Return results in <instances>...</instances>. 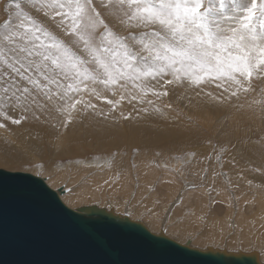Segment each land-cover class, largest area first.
I'll return each instance as SVG.
<instances>
[{"label":"snow or ice","instance_id":"1","mask_svg":"<svg viewBox=\"0 0 264 264\" xmlns=\"http://www.w3.org/2000/svg\"><path fill=\"white\" fill-rule=\"evenodd\" d=\"M32 9L47 19L33 16ZM98 9L115 23L106 22ZM5 10L0 128L8 120L19 124L9 110L36 103L40 93L52 101L51 86L55 107L71 117L77 105L95 109L84 92L100 100L102 92L115 96L113 86L123 89L129 82L142 92L153 82L190 88L216 83L230 85L231 96H237L249 91L254 74L264 73V0H9ZM57 17V25L49 23ZM122 100L123 95L106 103ZM0 190L5 199L2 176ZM12 192L15 196L18 189Z\"/></svg>","mask_w":264,"mask_h":264},{"label":"rangeland","instance_id":"2","mask_svg":"<svg viewBox=\"0 0 264 264\" xmlns=\"http://www.w3.org/2000/svg\"><path fill=\"white\" fill-rule=\"evenodd\" d=\"M8 2L9 0H0V24H2L6 19H9L8 12L5 10L6 7L8 6ZM28 10L29 8L25 7V11H28ZM98 10L102 12V18H104L106 22L110 24L115 23V21L112 20V18L106 12H104L102 9H98ZM31 14L39 19H47L43 17L42 12H37L35 9H32ZM12 19H14V16L12 17ZM49 23L52 24L53 26L57 25L59 23V17H57L55 21L49 19ZM117 31H120V30L117 29ZM60 34L63 35V32L60 31ZM120 34L127 36L128 32L120 31ZM65 39H68V37H65ZM166 78H170V77H166ZM254 82H255V79L253 78L251 82L252 85H254ZM206 85L209 87L212 86L213 88H215L214 86H216V83H210V84L206 83ZM164 86H165V89L168 95L169 90L170 92L172 91V89H169L168 87L169 86L175 87V84L164 85ZM256 86H257L256 92H259V93L262 92L261 85L256 84ZM114 87L118 88L116 89L117 91L119 90L118 91L119 93H122L129 99H132L133 102L130 100V102L132 103L138 102L137 96H135V99L133 100L132 98L134 96L133 94H138V95H141V97L145 98L147 97V94L150 92L148 89L146 90V92H142L138 88H133L131 82H129L127 87L123 89L120 88L119 85H116ZM225 87H229V89L231 90L226 92L224 91ZM216 88L220 90V93H221L220 95H215L218 102L221 103V96L232 98V103L227 107H223L221 104L217 103L219 104V107L222 106V108L220 107L221 111L219 110L217 111L214 108V109H211L209 112L207 111L206 113L205 110H200L198 108L196 109V107L194 106H189L190 103L188 102L185 103V101H182V99L177 97L176 93L174 95L171 93L169 96H166V97L164 96L165 100L168 101V103L166 101V107H168L169 109L172 108V111L174 110L173 111L174 113H182L185 118L188 116L186 120L187 122L191 124V126L192 125L195 127L201 126L200 128L201 129L203 128L202 130H204L201 132V133L204 132V137H207L205 134L209 135L210 139H209L208 145L210 146L211 151L207 155L206 160H205L206 162L204 164H201V163L196 164V161L198 158H195V157H198V156L195 154H200L205 149L206 144H199L197 145L195 149L191 146H186L181 149L185 153L183 154L182 153H179V154L168 153L169 155H167V153H165L164 155V153L162 154V152L157 151V150H154L153 152H143L140 148L134 146V147H131L129 151H127L126 149L125 153H123L122 155V158H124L127 165H122L121 167L116 166L118 168H114V165L119 160L118 155L120 154L115 149L112 151V153L107 152L103 154H95V155L91 154V155H85V157L83 156V157L76 158L77 159L76 162H78V160H92L94 158L95 159L103 158V159H108L111 161L109 162V167H105V166L103 167V165H100L98 166V168H96L97 164L95 163H93V165L76 163L75 165V163H73L74 161L72 162L74 158L62 159V157L58 156V153H57L58 148H56L55 150V148L53 147L51 148L50 146H48V149L47 147L44 148V150L46 149V152H45L46 154H44L43 152L40 153L42 157H40L41 155L39 156L36 155V154H39V152L37 151L38 153L35 152L36 154L34 153L35 155H32L30 159L31 161H26L23 159L14 164L1 165L0 169L6 170L9 172H24V173L32 174L34 176H39L40 178H43L45 182L48 184V186L51 187L53 190H62V192L66 189H71L72 184L71 185L69 184L70 182L69 180H71L72 178L74 179L76 178V182L74 183V185L76 186V193H77V188H82V190H84V193H82L81 195L79 196L76 195L71 198V200H74L76 198V203H73L68 198L67 200L66 198L63 197L65 195V191L60 196L62 201L71 209L75 210L76 208L80 206V204L82 206L83 205L84 206L85 205H96L101 208H104V206L106 205L105 209L107 210L110 209L114 211L116 214L121 215V216H123V212H125L124 216L130 217V219L132 220L142 221L148 226V228L152 232L157 233V234L164 232L170 238L182 244L189 243L190 246L194 248L202 249V250H205L208 248L221 250L222 247H225L222 250L227 251L226 249L227 244H228L227 248H232L230 243L232 242V244H234L236 242V245L239 246L238 247L239 249L235 250L234 253H238V252L250 253V251L251 250L253 251L255 247L250 246L247 248H243L242 245L245 243L246 240L241 242V240H239L238 238H236L237 241H234L236 239L232 238L237 233V230H236V227L233 221L236 220L235 218H237V215L239 214L247 215L250 217L255 212L261 210L258 207V204H259V201L261 202L262 201L261 199L264 197V194H263L264 193V178L263 177L256 178L257 176H254L253 171L249 172L244 167L243 168H244L245 173H241L240 176H238L235 171V166L232 168H229L224 164V159H225L224 156L229 155L231 158H235L237 160H239L240 156L236 153H234L235 155L234 156L233 151L232 153L226 152L227 150H229V148L228 147L223 148V146H219V144H217L216 140L214 139L213 135L214 134L221 135V132L223 131L222 129H225V128L231 129V127H233L232 121L234 122V130H233L234 136L231 140H233L236 136V131H235L236 128H238L240 134L242 133V129L244 131L249 132L247 129L249 127H243V128L240 127L238 125V118L234 116L235 115L234 111L239 107L242 108V106H239V104L242 101H245L247 97L246 95H241L240 92L237 93V96H231L230 94L231 91L235 89L228 84H225L224 87L216 86ZM125 89H131L132 93L130 94ZM195 92L202 93L203 88H200V87L195 88ZM141 97L140 99H142ZM152 97L153 95L151 94V99L152 100L156 99L157 102L159 100L160 101L162 100V98L159 99L158 97H155V96L153 98ZM76 99H80V95H76ZM143 103L145 104V102ZM143 103H142V107L144 106ZM169 103H172V104L169 105ZM210 104L212 103L210 102ZM187 105L189 106V108ZM251 107H255L256 109H259L258 112L263 114L262 115V118H263L264 116L263 100L261 104L252 103ZM191 108L192 109L195 108L194 109L195 111L192 110ZM77 110H80V109H78L77 107ZM128 110L129 109H127L126 112H128ZM213 110L214 112H211ZM196 112L197 114H195ZM75 113H76V110L73 113V115ZM248 113H249V110H248ZM73 115L71 117H73ZM206 115L207 117H204ZM217 115L219 116V118ZM249 115L251 116V114ZM68 117L69 116H66V119L69 120L67 125H69L70 121L73 119L70 117L68 119ZM230 118H232V120ZM262 123L264 122L261 121L260 125L264 126ZM220 124L222 125L220 126ZM14 125H8L5 128H1L2 130H0V133H1L0 137H3L4 139L6 137L4 135L7 134L8 136H10L14 130H17L18 128H22L24 126V125L20 126L21 122L19 124H14ZM213 126H216V127H213ZM8 149H10L9 146H8ZM139 152H142L145 155H151V157L147 159L148 161L147 160L145 161L146 166L148 164L147 169H145V171L148 172L147 174L148 176L146 177L147 178L149 177L148 178L149 180L146 179L148 182L145 180L146 185L144 184L145 182L143 184L141 183L140 177H143L144 175H142L141 171H138L137 169L139 166L138 161H140V159L136 160L135 157L138 154H140ZM188 153H190V155ZM29 154H33V153H27L26 157L29 156ZM36 156L39 158L37 159ZM55 156H58V158ZM125 156L127 157L125 158ZM165 156H167L168 159ZM46 159L51 160L52 167L54 166V164H56L57 167L59 165L60 167L58 168L60 170H57V171L49 170L48 168L50 166L48 167V165H46L44 161ZM72 163L75 165L73 169H72ZM177 163H178V166H177ZM81 167H83V169H81ZM110 169H113V170L111 171ZM78 170L80 172H78ZM108 170H110L111 172ZM47 171L49 172L51 171V172L47 173ZM55 171L61 174L62 172L65 171L66 175L64 178H59L56 181L57 186H52L50 184V179L54 181L53 177H55V175L57 174L55 173ZM125 172L127 174V177H129L126 182L124 181V178H123V174ZM147 172H144V174H146ZM106 173H109V176ZM51 174H54V176ZM165 177L166 179H164ZM212 177L214 180L212 179ZM237 179H240L239 181L243 183L242 188H239L238 185H236ZM163 181H166V182L164 183ZM117 182H125L127 186L124 189H122L121 187L120 188L121 190L119 189L118 191H112L113 192L112 193L111 190L117 184ZM161 183H163V186L160 187L159 185ZM140 188L143 190L142 191L143 193L141 192ZM177 190H179V192ZM84 200H88V201L84 202ZM106 200L107 201L109 200V201L107 202ZM147 200H149V202ZM146 201L148 203H146ZM250 201L254 202L252 206H250ZM80 202H83V203H80ZM106 203H108V205ZM122 204L124 207L122 206ZM119 209L121 210L119 211ZM235 209H236V213H235ZM262 211L264 212V210ZM253 219L249 218L248 222H252ZM261 219H264V214L261 216ZM152 221L155 222L157 226H152V224L150 223ZM223 224H225L227 228ZM253 225H255L254 221L250 225H247L248 230L252 229ZM242 228H244V232L247 231V229L245 228V225H239L238 229H242ZM248 235H252L250 234V231ZM260 239L264 240V229L261 233ZM219 246L220 248H218ZM259 247H260L259 249L261 250L264 249V246L263 248L262 246H259ZM260 253L264 254V250H262Z\"/></svg>","mask_w":264,"mask_h":264},{"label":"bare ground","instance_id":"3","mask_svg":"<svg viewBox=\"0 0 264 264\" xmlns=\"http://www.w3.org/2000/svg\"><path fill=\"white\" fill-rule=\"evenodd\" d=\"M253 78L255 79V82H254V85H252V87L249 89V91H247V92H244L243 90L240 91L241 95H246V97H247L245 101H242L239 104V106H242V108L239 107L234 111V114H235L234 116L236 118H238V125L242 128L243 127H249V128H247L249 132L244 131L241 128L242 133L240 134L238 128H236V130H235L236 136L233 140H231L234 136V131H233L234 130V122L232 121L233 127H231V129H227V128L222 129L223 131L222 132L220 131L221 135L220 134L219 135L214 134L213 136H214V139L216 140L217 144H219V146H223V148L224 147L229 148V150H227L226 152L232 153V151H233V155H234V153H236L240 156L239 160H237L235 158H231L229 155L224 156L225 157L224 164L227 167L232 168L235 166V171H236V174L238 176H240L241 173H245V171H244V168H245L249 172L253 171L254 176H257L256 178H258V177L264 178V126L260 125L261 121L264 122V120H263L264 116L262 118L263 114L258 112L259 109H256L255 107H251L252 103H260L261 104L262 100L264 103V74L263 73L254 74ZM162 84H163V82H162ZM208 84H210V83H208ZM256 84L261 85L262 92H260V93L256 92V89H257ZM51 87H52L51 94L53 96L52 101H48L47 98L43 95V93H40L39 95L36 96V103L26 104L23 107L17 106L15 111L9 110V115L11 116V118L12 119H19L21 121L20 126H22V125H24V126L22 128H18L17 130H14L10 136H8L7 134L4 135V136H6L4 139H3V137H0V166L1 165L14 164V163H17L23 159L26 161H31L30 159H31L32 155H35L36 154L35 152H37V151L39 152V154H36L37 156L41 155L40 154L41 152L46 154L45 153L46 149L44 150V148L47 147V149H48V146H50L51 148L52 147L55 148V150H56V148H58L57 149L58 156L62 157V159L74 158L72 160V162L74 161L73 163H75V165H76V163L92 164V165H93V163H95V164H97L96 168H98V166H100V165H103V167L104 166L109 167V162H111V161L108 159H103V158H98V159L94 158L92 160H78V162H76V160H77L76 158L83 157V156L85 157V155H91V154L95 155V154H103V153H107V152L112 153V151L115 149L120 154V155H118L119 160L114 165V168H118V167H121L122 165H127L124 158H122V155H123V153H125L126 149H127V151H129L130 148L134 147V146L140 148L143 152H153L154 150H157V151L162 152V154L164 153V155H165V153H167V155H169L168 153H175V154L185 153L181 149L186 147V146H191L195 149L197 147V145H199V144H206L205 149L200 154L193 153V154L198 156V157H195V158H198L196 161V164L197 163L204 164L206 162L205 160H206L207 155L211 151V148L208 145L209 139H210L209 135L205 134L207 137H204V132L201 133L202 131H204V130H202L203 128L202 129L200 128L201 126L200 127L197 126L199 128H197L193 125L191 126V124L189 122H187V120H186V118L188 116L185 118L182 113H174L173 112L174 110L172 111V108L169 109L168 107H166V101L167 100H165V97L169 96L171 93L173 95L176 93L177 97L182 99V101H185V103H187V102L190 103L189 106H194V107H196V109L198 108L200 110H205L206 113H207V111L209 112L211 109H214V108L217 111L218 110L221 111L222 106L227 107L232 103V98L223 97V96H221V103L218 102L215 95H220L221 94L220 90H218L216 88V86H214L215 88H213L212 86L209 87L206 85V83H205V85L202 84L200 86V88H203L202 93L195 92V88H190L186 84L184 86L177 85V84H175V87L169 86L168 88L172 89V91L170 92V90H169L168 95L159 96L158 97L159 99L162 98L161 101L159 100L160 103H159V101L157 102L156 99L155 100L151 99L152 91L164 92V91H166V89H165V86L162 88L161 85L155 84V82H153V84H151V85H148L147 89L150 92L147 94V97L143 98V97H141V95L133 94L134 96H137V100H138L137 103H132L133 102L132 99H129L124 94L119 93L118 92L119 90L117 91L118 88L116 87L117 88L116 89L113 86L116 95L113 96L111 92H102L101 93L102 98L100 100L95 99L94 95H91L88 92L82 93L84 96L83 99L85 101L90 100L91 103L93 105H95V109L90 108V109L85 110L82 105H78L77 107L80 110H76V113L73 115V117H70L73 119L70 121L69 125H67L69 120L66 119V116H68V115H67V113L62 114L55 107V105L58 103V101L56 100V89H55V86H51ZM125 90L127 92H129L130 94L132 93L131 89H125ZM229 90H231V89H229ZM45 91H47V89H45ZM121 95L124 96V100H122L120 104L112 106V105H109L106 103V99L118 100V99H120ZM73 96H74V99H76V94H73ZM140 97L142 99H140ZM177 97H176V99H177ZM130 100L132 102H130ZM143 102H145V104ZM210 102L212 104H210ZM142 103L144 104L143 107H142ZM167 103H168V101H167ZM217 103L222 105V106H220L221 108L219 107V104H217ZM170 104H172V103H169V105ZM213 105H215V106H213ZM189 106H188V108H189ZM243 106H245V107H243ZM24 107H27L28 110L24 111ZM127 109H129L128 112H126ZM194 109H192V110H194ZM248 110H249V113H248ZM179 111H181V110H179ZM211 112H214V110ZM210 113H209V115H210ZM195 114H197V112ZM249 114H251V116ZM200 115H201V113H200ZM37 117H39V118L37 119ZM125 117H127V119H125ZM204 117H207V115ZM218 118H219V116H218ZM68 119H69V117H68ZM230 119L232 120V118H230ZM253 121H254V123H253ZM218 122H219V120H218ZM4 123L6 124V126L14 125L11 122V120L4 121ZM222 124H220V126ZM262 124L264 125V123H262ZM196 125H198V124H196ZM213 127H216V126H213ZM0 130H2V129L0 128ZM0 136H1V133H0ZM216 136H218V137H216ZM8 146L10 147V149H8ZM214 148H215V146H214ZM27 153H33V154H29L30 157L29 156L26 157ZM53 153H55V152H53ZM139 153L140 154H138L135 158H136V160L140 159V161H138L139 166L137 169H138V171H141L142 175L145 176V177L144 176L140 177L141 183L143 184L145 182V180L149 178V177L148 178L146 177V176H148L147 175L148 172L145 171V169H147L148 164L146 166L145 161L148 158H150L151 155H145L142 152H139ZM188 154L190 155V153H188ZM37 156H36V158L38 159L39 157H37ZM58 156H55V157L58 158ZM40 157H42V155ZM126 157L127 156H125V158ZM165 157H167V156H165ZM36 158H35V160H36ZM167 159H168V157H167ZM32 160H33V158H32ZM44 161H45V164L48 165V167L50 166L48 168L49 170H56V171L60 170L58 168V167H60L59 165L57 167V165L54 164V166L52 167L51 160L46 159ZM73 163H72V169L75 167V165ZM233 163H234V165H233ZM160 165H161V163H160ZM110 166H112V165H110ZM116 166H118V167H116ZM177 166H178V163H177ZM191 166H193V165H191ZM55 167H56V169H55ZM131 168H132V166H131ZM81 169H83V167H81ZM113 169H110V170L112 171ZM110 170H108V171H110ZM176 170H178V169H176ZM56 171H55V173H57ZM91 171H93V170H91ZM50 172L47 171V173H50ZM78 172H80V171L78 170ZM82 172H83V170H82ZM144 172H147V173L144 174ZM52 173H53V171H52ZM130 173H131V171H130ZM106 174L109 176V173H106ZM51 175L54 176V174H51ZM65 175H66L65 171L62 172V174L57 173L55 175V177H53L55 182L50 179V184L52 186H57L56 181L59 178H64ZM200 175H201V173H200ZM105 177H106V175H105ZM123 178H124L125 182L128 180L129 177H127L126 172L123 174ZM91 179H93V178H91ZM164 179H166V177ZM212 179H213V177H212ZM239 180L240 179H237L236 185H238L239 188H242L243 183H241ZM69 181H70L69 184L70 185L72 184V187H71V189L64 190L65 195L63 197L66 199L68 198L73 203H76V198L74 200H71V198L73 196H76V195L77 196L81 195L82 193H84V190H82V188H77V193H76V186L74 185V183L76 182V178L75 179L72 178ZM172 181H173V179H172ZM125 182H117V184L112 188L111 192L112 191H118L121 187H122V189H124L127 186V184ZM163 182L165 183L166 181H163ZM149 183H151V182H149ZM144 184L146 185V182ZM66 185H64V186H66ZM159 186L160 187L163 186V183H161ZM60 191H61V193H64V191L63 192H62V190H60ZM142 191L143 190L141 189V192ZM177 191L179 192V190H177ZM233 194H235V193H233ZM135 196H136V194H135ZM187 197H188V195H187ZM170 198H172V197H170ZM252 198H253V196H252ZM263 199H264V197L261 199L262 200L261 202L258 200L259 201L258 207L261 210L255 212L252 216L249 217L247 215H242V214H239L237 212L239 215H237V218H235L236 220L233 221L234 225L236 227L237 233L232 238H234V239L238 238L239 240H241V242L246 240L245 243L242 245L243 248H247L250 246L255 247V249L253 251L251 250L250 253H253V252L259 253L260 261L264 263V254L260 253L264 249H262V250L259 249L260 248L259 246H262V248L264 246V240L260 239L261 233L264 229V219H261V216L264 214V212L262 211V210H264V200ZM90 200H92V199H90ZM87 201L88 200H84V202H87ZM147 201L149 202V200H147ZM147 201H146V203H148ZM80 203H83V202H80ZM253 203H254L253 201H250V206H252ZM106 204L108 205V203H106ZM102 205H104V204H102ZM228 205H229V203H228ZM85 206H92V205H85ZM85 206L84 205L82 206L80 204V206L78 208L85 207ZM122 206H123V204H122ZM236 206H238V205H236ZM78 208H76V209H78ZM99 208H101V207H99ZM104 208H106V205L104 206ZM108 208H109V206H108ZM114 209H116V208H114ZM250 209H252V208H250ZM255 209H256V207H255ZM120 210L121 209H119V211ZM126 212H127V210H126ZM235 213H236V209H235ZM252 213H253V211H252ZM124 214H125V212H123V216H124ZM249 218H252V219L254 218L252 220V222L254 221L255 225L252 226V229L248 230L247 225H250L252 223V222H248ZM150 223L152 224V226H157V224L153 221ZM224 223H226V222H224ZM223 225H225V224H223ZM239 225H245V228L247 229V231L244 232V228L238 229ZM226 228H227V226H226ZM240 230H242V231H240ZM249 231H250V234H252V235H248ZM251 238H253V239H251ZM234 241H237V239ZM230 245L232 248H227L228 244L226 246V249L228 252L234 253L235 250L239 249L238 248L239 246L236 245V242L234 244H232V242H231ZM218 248H220V246ZM224 248L225 247H222L221 250Z\"/></svg>","mask_w":264,"mask_h":264},{"label":"water","instance_id":"4","mask_svg":"<svg viewBox=\"0 0 264 264\" xmlns=\"http://www.w3.org/2000/svg\"><path fill=\"white\" fill-rule=\"evenodd\" d=\"M0 176V264H263L257 252L194 248L96 205L71 209L39 176Z\"/></svg>","mask_w":264,"mask_h":264}]
</instances>
